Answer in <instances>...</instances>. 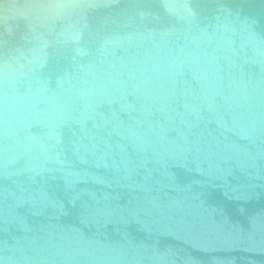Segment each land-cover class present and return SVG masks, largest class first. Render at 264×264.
I'll return each instance as SVG.
<instances>
[{"label":"water","instance_id":"95a60500","mask_svg":"<svg viewBox=\"0 0 264 264\" xmlns=\"http://www.w3.org/2000/svg\"><path fill=\"white\" fill-rule=\"evenodd\" d=\"M0 264H264V0H0Z\"/></svg>","mask_w":264,"mask_h":264}]
</instances>
